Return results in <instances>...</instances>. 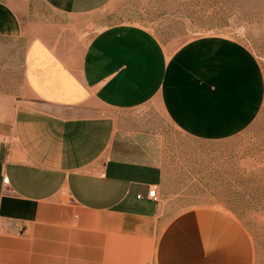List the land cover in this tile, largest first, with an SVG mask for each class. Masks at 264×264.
Here are the masks:
<instances>
[{"label":"crops","instance_id":"0c3cea01","mask_svg":"<svg viewBox=\"0 0 264 264\" xmlns=\"http://www.w3.org/2000/svg\"><path fill=\"white\" fill-rule=\"evenodd\" d=\"M112 1L0 0V264H264L226 211L162 219L163 170L127 118L156 103L185 136L229 140L264 104L256 56L223 36L169 52L136 26L95 31Z\"/></svg>","mask_w":264,"mask_h":264},{"label":"rangeland","instance_id":"374dc122","mask_svg":"<svg viewBox=\"0 0 264 264\" xmlns=\"http://www.w3.org/2000/svg\"><path fill=\"white\" fill-rule=\"evenodd\" d=\"M47 13L51 24L57 16ZM94 21L95 31L142 28L169 52L204 36L232 38L256 56L264 75V0H113ZM127 118L144 132L147 155L163 170L157 201L162 219L215 207L235 216L264 253V104L245 132L221 142L185 136L156 103Z\"/></svg>","mask_w":264,"mask_h":264},{"label":"built area","instance_id":"2783aa9c","mask_svg":"<svg viewBox=\"0 0 264 264\" xmlns=\"http://www.w3.org/2000/svg\"><path fill=\"white\" fill-rule=\"evenodd\" d=\"M138 198H141V196H138ZM149 198L154 201L159 200V187L157 185L152 186L150 189Z\"/></svg>","mask_w":264,"mask_h":264}]
</instances>
